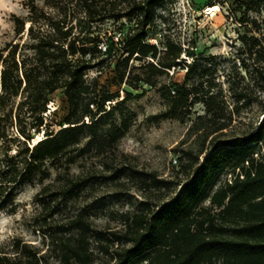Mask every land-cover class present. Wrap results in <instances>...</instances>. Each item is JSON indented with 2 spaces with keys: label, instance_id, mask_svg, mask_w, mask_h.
I'll use <instances>...</instances> for the list:
<instances>
[{
  "label": "trees",
  "instance_id": "obj_1",
  "mask_svg": "<svg viewBox=\"0 0 264 264\" xmlns=\"http://www.w3.org/2000/svg\"><path fill=\"white\" fill-rule=\"evenodd\" d=\"M161 1L28 0L26 14L14 16V38L0 47V137L15 129L9 138L19 149L16 156L6 157L0 189L16 157L23 155L17 162L22 176L31 166L47 163L58 171L65 166V172L79 155L78 136L84 129L104 140L98 132L110 119L106 130L113 144L126 134L127 120L118 124L113 118L118 103L132 98L131 91L107 108L119 93L98 90L97 77L86 79L89 71L112 70L117 84L138 88L137 83L152 84L172 68L185 67L184 81L168 89L170 106L160 117L179 118L196 102L203 103L205 113L188 128L194 145L183 150L185 177L168 198L151 203L145 196L140 210L124 218L123 227L109 231L95 228L84 210L77 211L43 233L46 248L21 237L0 245V264H264V117L248 133L230 135L237 109L225 113L223 89H216L214 80H203L205 70L196 60L188 65L179 61L189 53L181 44L170 37L159 44L149 41ZM217 2L238 24L245 55L241 67L248 70L247 60L252 61L264 86V33L251 16L261 12L264 0ZM134 61L144 75L132 74ZM57 91L66 97L69 110L55 130L47 111ZM246 96L245 91L232 93L235 104ZM42 129L44 136L33 146ZM228 168L230 179L217 185ZM159 177L157 171L148 173L150 183L158 180L169 187L171 182ZM72 186L64 187V196L73 194ZM207 199L211 205L203 206Z\"/></svg>",
  "mask_w": 264,
  "mask_h": 264
},
{
  "label": "rangeland",
  "instance_id": "obj_2",
  "mask_svg": "<svg viewBox=\"0 0 264 264\" xmlns=\"http://www.w3.org/2000/svg\"><path fill=\"white\" fill-rule=\"evenodd\" d=\"M27 1L0 0V47L14 38V16L26 14ZM212 4L214 0H162L158 24L149 41L159 44L160 39L170 37L185 47L189 55L183 53L179 61L188 65L196 60L205 70L203 80H214L216 89H223L227 101L225 113L228 115L235 107L237 109L232 117L230 135H243L258 126L264 117V86L252 61L247 60L248 70L241 67L245 55L237 39L238 24L227 17V7L221 4L215 14L205 13L206 7ZM251 16L261 22L264 33V6L260 13L252 12ZM119 32L115 35L117 41ZM133 65L136 66L133 75H144V69L138 67L139 61H134ZM185 73V67L172 68L168 74L153 78L152 84L136 82L138 88H133L117 84L112 70L101 74L89 71L86 79L92 82L97 77L98 90L119 93L117 99L107 102V108L121 101L125 90L131 91L132 98L118 103L113 118L118 124L127 120L126 134L113 144L111 133L106 130L110 119H105L98 132L104 140L93 138L92 131L84 129L78 136L79 155L68 171L64 172L65 166L59 168L62 171L59 176L55 166L48 163L41 167L31 166L22 176L24 171L18 174L17 162L23 155L14 158L3 176V181L7 182L0 189V245L21 237L46 248L43 233L51 232L66 216L80 210L85 211L97 229H120L127 215L140 210L145 196L151 203H157L172 195L179 179L185 177L181 168L185 161L183 150L194 145L193 137H188V128L198 115L205 113L203 103L196 102L179 118L160 117L170 106L168 89H175V82H183ZM239 91H245L246 100L235 104L232 93ZM68 110L66 97L62 91H57L47 111L52 128H60V121ZM86 121L90 122L88 118ZM44 131L40 132L42 137ZM15 132L10 129L8 137H0V175L6 157L17 155L18 142L9 138ZM262 153L264 157V149ZM151 171L169 180V187L165 188L158 180L150 183L148 173ZM77 176L79 181L70 180ZM15 177L16 182H8ZM228 179L229 168L221 174L217 185ZM66 185L75 187L72 195L64 196ZM44 187L46 190L40 193ZM202 205L211 204L207 199Z\"/></svg>",
  "mask_w": 264,
  "mask_h": 264
},
{
  "label": "bare ground",
  "instance_id": "obj_3",
  "mask_svg": "<svg viewBox=\"0 0 264 264\" xmlns=\"http://www.w3.org/2000/svg\"><path fill=\"white\" fill-rule=\"evenodd\" d=\"M206 7V6H205ZM220 8L219 4H212L206 7L205 13H212L215 14L216 11ZM220 10V9H219ZM203 12V13H204ZM42 138V135L38 133V135L35 136L34 140L32 141V145L34 146L40 139Z\"/></svg>",
  "mask_w": 264,
  "mask_h": 264
}]
</instances>
